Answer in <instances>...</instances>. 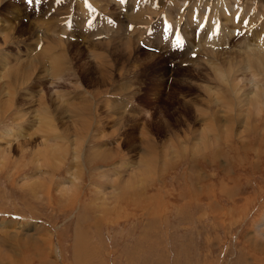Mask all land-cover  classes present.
Wrapping results in <instances>:
<instances>
[{
  "label": "rangeland",
  "instance_id": "obj_1",
  "mask_svg": "<svg viewBox=\"0 0 264 264\" xmlns=\"http://www.w3.org/2000/svg\"><path fill=\"white\" fill-rule=\"evenodd\" d=\"M84 1L125 29L133 23L132 9L148 4L153 18L149 22L153 28L157 24L159 31L152 28L146 33L156 32L150 41L154 46L161 32L168 56L143 48L140 44L146 42L133 32L115 36L134 48L128 49L132 54L125 59L124 47L106 43L112 33L97 37L81 31L75 19L92 27L103 16L89 18L86 24L91 14L84 4L81 9L75 6L76 0H0V75L12 63L6 61L2 67L3 61L19 53L21 58L27 53L24 61L36 64L28 74L17 75V104L9 110V118L0 113V264H264V107L257 112L242 104L235 119L231 107L226 109L227 117L212 104L202 89L207 77L213 78L209 66L202 60L203 67L197 71L191 64H181L182 54L170 53L188 40L187 50L195 54L204 35L199 31L195 35L192 26L186 29L187 21L174 27L175 11L170 7L164 25L157 15L167 0H131L136 4L124 19L121 9L110 5L112 0ZM230 2L221 12L213 10L217 5L207 7L216 14L215 29L233 30L232 37L237 33L233 45L237 48L259 28L256 37L249 38L258 45L264 17L243 38L237 28L246 15L244 4H250L253 23L257 5L264 14V0L238 1L236 29L229 21ZM192 3L194 14H201L205 0ZM75 10L85 18L77 17ZM68 21L71 28L64 33ZM48 23L52 27L46 31ZM161 25L179 36L172 31L171 42H166ZM53 32L67 47L62 51L57 46L52 56L66 57L68 71L63 73L47 68L45 60L50 58L36 39L57 40ZM191 36L196 38L192 41ZM230 50L229 46L218 51ZM235 55L246 63L243 54L231 57ZM242 70L238 75L244 74L241 98L250 92L251 79ZM261 73L255 79L263 80ZM24 75L30 76L25 83ZM0 80L5 83L1 76ZM55 81L59 90L50 85ZM55 90L62 92L60 99ZM29 91L31 102L26 100ZM42 92L46 109L38 102ZM64 95L74 107L66 108ZM17 111L26 115L15 121ZM199 111L210 116L209 126L218 136L210 134L212 129L206 132L209 147L203 151L198 138L207 122ZM41 112L54 117L50 125L41 122ZM221 116L231 121L220 126ZM7 131L18 133L17 141ZM150 144L156 152L149 159L152 172L131 176L133 169H141L140 161L148 151L145 146ZM129 176L132 182H125Z\"/></svg>",
  "mask_w": 264,
  "mask_h": 264
},
{
  "label": "bare ground",
  "instance_id": "obj_2",
  "mask_svg": "<svg viewBox=\"0 0 264 264\" xmlns=\"http://www.w3.org/2000/svg\"><path fill=\"white\" fill-rule=\"evenodd\" d=\"M145 1V0H144ZM153 1V0H152ZM166 1V0H165ZM171 1V4H170V8L169 9H173L176 13V24L175 25H179L181 24L180 23V19H181V16L185 17V21L186 24L188 25L186 27V29L188 28H191L194 27L195 28V35H198V31L200 32L199 34H203V38H202V42H198V44H200V46H198V48L196 49V53L193 54V51L192 52H189L187 50V44H188V40H186V45H184L183 48H178V49H174V50H171L170 53L172 56L174 55H179V54H182L181 55V64H191L193 66H195L199 71L200 68L203 67V65L201 64L202 60H204V63L209 66V70L211 72V74H213V78L212 80L209 79V77H207L206 79V85L205 86H202V89H204V92H205V95L209 96L211 98V102L212 104L216 107V106H219L221 108V112L224 116H227L228 117V114H227V111L226 109H229L231 107L232 110H230V113L231 111L233 112L232 115L235 116V119L238 117V106H241L242 104L246 107H249L253 110H256L257 112L260 111L263 107H264V79H255V77H257V73H261V72H264V37L262 36V34H264L263 32L260 34V38L257 40L259 41L258 45L257 44H251L249 42V38L251 36H254L256 37V33L260 31L259 28L255 29L251 36H248L246 37L245 36V40L243 41V43H239V46L237 48L233 47L234 44H236V36H237V33L234 35V37H232L231 33H234L233 30L231 31H226L224 29H219L221 32H219L217 29H215L217 26L215 25L216 24V14L215 12L211 11L209 12V9L207 7L209 6H212L214 7L215 5H217V7L215 9H213L214 11H222V8L223 6H227V3H224L222 4V2L219 4L217 2H219L218 0H216V3L214 0H205V3H201L202 4V7H201V14L197 15V14H194L195 11H193V9L195 8L194 4L192 3L193 0H169ZM203 1V0H202ZM214 1V3H213ZM238 1L239 0H232V3L227 0V2H230V12H231V17L229 19L230 23L232 24L233 28L236 29L238 24H237V19H236V16H237V13L239 11L235 10L237 8V5H238ZM251 1V0H249ZM140 2V1H139ZM161 2V0H160ZM188 4V9L186 10L185 8H182V6L184 5V3ZM194 2H197L198 3V0H194ZM117 3L120 4L121 3V0H117ZM150 3H152L150 1ZM154 4H157L158 2L154 1L153 2ZM242 3V2H241ZM245 3V2H244ZM66 4V3H65ZM64 4V5H65ZM96 4V3H95ZM136 4V1L134 3V5ZM153 4V5H154ZM199 4V3H198ZM248 4V3H247ZM62 6L61 7H65V6ZM152 5V4H150ZM159 5V4H158ZM253 5V4H252ZM162 6V5H161ZM160 6V7H161ZM56 7V6H55ZM155 7L157 8L158 6L155 5ZM198 7V6H197ZM196 7V8H197ZM133 8V7H132ZM159 8V7H158ZM218 8V9H217ZM253 8V7H252ZM251 8V10H252ZM162 9V8H160ZM217 9V10H216ZM156 10V9H154ZM153 10V11H154ZM159 10V9H158ZM168 10V9H167ZM197 10V9H196ZM199 10V9H198ZM170 11V10H169ZM248 11H250V9L246 10V14L248 13ZM253 11V10H252ZM141 12H145V16L143 19H141ZM152 10L150 9L149 5L148 4H143L142 7H135L132 9V14L133 16L130 18V21L132 20L133 23H130L129 24V27L128 28H123L122 26L120 25H117L116 28H114V26L112 25L111 27H107L105 25H101V26H97L95 28V26L93 25L92 27H89V26H84V25H81V23L79 22L78 19H75V22L79 23L80 24V27L82 28L81 31H84V30H87L89 32L92 33V35L94 36H97V37H107V35H109L110 33L111 34V42H106L107 44H110V43H117L119 45H121L122 47H124L123 49L125 51H123V54L126 55L127 54V57H125V59H128L130 57V55L132 54L130 50H128L129 48H131V42L126 40L125 41H116L115 39V36H122V35H125L128 34V35H131V33L133 34V32H137L138 34H140L138 37L139 38H143L144 41L147 40L148 38V34L146 32H148L150 29H152V24H150L149 21L153 20L152 17H149V13H151ZM168 12V11H167ZM59 13V12H58ZM250 13V12H249ZM255 13V12H254ZM258 13L260 14V12H257L256 15H258ZM157 15V14H156ZM209 15V16H208ZM221 15V14H220ZM255 15V16H256ZM150 16H153V14H151ZM171 16V15H170ZM198 17V18H194V17ZM53 18V17H52ZM155 18V17H154ZM252 18V17H251ZM193 19H194V24L191 25L193 23ZM86 21L89 20V17H86L85 19ZM104 16L102 17V19H99V21H96V23H99V22H104ZM163 22H164V25L165 23L168 24V22L166 21V17L165 18H162L161 19ZM204 20V22H203ZM40 21V20H39ZM128 21V19H127ZM148 21V22H147ZM184 21V22H185ZM43 22V21H41ZM51 22V21H50ZM54 22V21H52ZM57 22V20H56ZM113 22V21H112ZM203 22V27L201 28L200 25L202 24ZM228 23V22H227ZM52 24V23H51ZM173 24V23H172ZM38 25V24H37ZM223 25V24H222ZM45 26V25H44ZM47 26H50V23H48V25H46V31L48 29ZM52 27V25L50 26ZM49 27V28H50ZM64 27V30L65 32L64 33H67V29L65 28V25L63 26ZM102 27V28H101ZM127 27V26H126ZM155 28H153V31H159L157 30V24H155L154 26ZM162 27V30L164 32L163 34V38L166 39V36L169 35L170 33L165 31L164 30V26L161 25ZM6 28V27H5ZM32 28V27H31ZM35 28V27H34ZM132 28V29H131ZM223 28V27H222ZM51 29V28H50ZM12 30V29H11ZM45 30V29H43ZM53 30V29H52ZM174 30V29H172ZM14 31V30H13ZM37 31V30H36ZM49 31V30H48ZM51 31V30H50ZM57 31V30H56ZM35 32V31H34ZM39 34L40 33V30L38 31ZM140 32V33H139ZM176 32V31H174ZM32 33V32H31ZM46 33V32H45ZM52 33V32H50ZM55 33L57 36V40H52L54 38H50V39H47V38H43L44 34H41L43 37L42 38H36L37 41L39 42H42L43 46H42V52H44V54H47L50 58V60H45V61H48V67L49 69H53L55 70L56 72L60 73L59 71H61L63 73V71L67 70L68 71V68L65 66L66 64L65 63V58L66 57H59L58 56H54L52 58V56L54 55V52L58 47H60L62 49V51L67 48L65 46V43L64 41L58 37V34L59 33H56V32H53ZM63 33V35H65ZM173 33V32H172ZM227 33V37H226V34ZM9 34V33H7ZM161 32L158 33V38L156 39V44H154V46L158 47L160 45V43H162L160 46V49L162 48H167V45L165 43V41L162 39V35L160 37ZM176 34L179 36V32H176ZM6 35V34H4ZM10 36V34H9ZM51 36V35H50ZM132 36V35H131ZM130 36V37H131ZM259 36V35H258ZM47 37V36H46ZM80 37V36H79ZM129 37V36H128ZM188 37V36H187ZM196 37H190L189 39L190 40H194ZM35 39V40H36ZM39 39V40H38ZM93 39V38H92ZM121 39V38H120ZM105 40V39H104ZM103 40V41H104ZM107 40V39H106ZM109 40V39H108ZM5 41V40H4ZM34 41V39H33ZM169 42H171V38L168 40ZM96 42V41H95ZM100 42V41H99ZM228 42V43H227ZM36 44H38L36 41H35ZM134 43V42H132ZM136 43H137V40H136ZM148 43V42H147ZM102 44V43H101ZM194 44V43H193ZM209 44L210 46H212L213 48L211 47H206V45ZM229 45L231 47V50L229 52H220L218 51V47H223L225 45ZM232 44V46H231ZM95 45V44H94ZM113 46V45H112ZM36 47V46H35ZM115 47V46H114ZM174 47H176L174 45ZM193 47V46H192ZM133 48V47H132ZM131 48V49H132ZM177 48V47H176ZM134 49V48H133ZM138 49V48H137ZM238 49V50H236ZM44 50V51H43ZM139 50V49H138ZM184 50V51H183ZM27 51V49H26ZM25 51V52H26ZM135 52V51H134ZM19 53V52H18ZM62 53V52H61ZM243 54L244 58H246V63H244V60L243 58H241L242 56L238 57L235 55L231 57L232 54ZM42 54V53H41ZM194 56H193V55ZM6 55V54H5ZM223 55H226V57H224ZM7 56V55H6ZM5 56V57H6ZM11 56V55H10ZM28 54L27 53H24V57L21 58L20 56V53L17 54L16 56H11L13 58H8L6 59L5 61H3L4 63L2 64V67L4 66L5 62L6 61H12V63H8L7 66L3 67L2 68V71L5 70L4 72H2V74L0 75L1 78L4 80L5 83H1L0 84V110L2 113V116H4V118H9V115H10V112L9 111L10 109L14 108V106H16L15 104L16 101V93L14 92L15 91V87H17V81H15V79H18V76L22 71L23 74L27 73L26 71L28 70H32L35 66H34V62L35 61H24L26 59H28ZM67 56V55H66ZM171 56V57H172ZM4 57V56H3ZM68 57V56H67ZM2 58V57H1ZM97 58V57H96ZM95 58V59H96ZM71 59V57H70ZM39 60H36V62H38ZM44 62V61H43ZM71 64V63H70ZM17 66L20 68L17 69ZM46 66V65H45ZM68 66V65H67ZM239 66H242V69H237ZM1 67V66H0ZM71 67V66H70ZM46 68V69H47ZM206 68V67H205ZM36 69H34L35 71ZM43 70V69H42ZM52 70V71H53ZM241 70L244 72L245 71V74L247 72V74H251V77L248 76L251 78L248 80V85H249V89H250V92L247 91V95H244L243 98H241V92H242V87H241V82L243 80V75L242 77L240 78L239 76L241 75L240 72ZM19 71V72H18ZM47 72L49 70H46ZM51 71V73H52ZM53 71V72H55ZM18 72V73H17ZM203 72V71H202ZM1 73V72H0ZM35 74V72H33ZM38 73V72H37ZM55 75L54 78H57L58 79V75H61V74H58ZM28 74V73H27ZM53 74V73H52ZM70 74V73H69ZM104 74V73H103ZM102 74V75H103ZM192 76L190 77H193L194 75V72L191 73ZM246 74V75H247ZM262 74V73H261ZM31 75V73H30ZM33 75V74H32ZM38 75V74H37ZM92 75V74H91ZM239 75V76H238ZM25 78L22 76V78L24 79V83L26 82V79H28L30 76L28 75H24ZM36 76V75H35ZM74 76V75H73ZM246 76V77H248ZM262 76H264L262 74ZM261 76V77H262ZM47 77V76H46ZM200 77V76H199ZM197 76V79L199 78ZM248 77V78H249ZM21 78V80H22ZM52 78V77H51ZM60 78V77H59ZM62 78V77H61ZM33 80V79H32ZM52 80V79H51ZM1 81V80H0ZM28 81V80H27ZM33 82V81H32ZM52 82V81H51ZM61 82V81H60ZM84 82H87L86 80ZM29 83V81H28ZM35 83V82H34ZM241 83V84H240ZM245 83V82H243ZM27 84V83H26ZM25 84V85H26ZM56 84V81L51 83L50 85H54L55 86ZM247 84V82H246ZM245 84V85H246ZM30 85V84H29ZM37 85V84H36ZM27 86V85H26ZM21 87V86H20ZM18 87V88H20ZM39 87V86H38ZM57 87V86H55ZM25 88V87H24ZM31 88V87H30ZM22 89V88H21ZM19 89V91L21 90ZM28 89V87L26 88ZM58 89V87H57ZM59 90V89H58ZM58 90H55V94L57 95V97L59 98V96L62 97V92L58 91ZM41 91V90H40ZM245 93V91H244ZM25 94V92H24ZM65 94V93H64ZM243 94V92H242ZM27 97H26V100L27 98L29 99V101H33L31 100V98H33L32 95V91H29L28 93H26ZM225 95H226V98H225ZM35 98H36V95H34ZM224 96V97H223ZM39 104L42 105L40 106V108H44L46 109V106H47V100H46V97L44 95V93L42 92L39 96ZM56 97V98H57ZM66 95H64V99L66 100ZM20 98V97H19ZM21 98H22V95H21ZM24 98V97H23ZM22 98V99H23ZM60 99V98H59ZM63 99V100H64ZM28 101V100H27ZM74 101V100H73ZM26 102V101H24ZM27 103V102H26ZM31 104V103H30ZM18 107V106H17ZM74 107L68 100H66V108L67 109H70ZM217 108V107H216ZM13 110V109H12ZM16 110V109H15ZM21 110V109H20ZM252 110V111H253ZM251 111V112H252ZM262 111V110H261ZM199 115L201 116L202 114L204 115V120L207 122V126L204 127V129H202V131L200 132L199 134V138H198V144H199V150L203 151V150H206L207 149V141L205 140V135H206V132H210V130L212 129L214 131V133H210V134H215L216 137L217 136V133L215 132V128L214 127H210V125H212V122L209 117L210 116H207L204 112L202 111H199L198 112ZM217 113V112H216ZM216 113H214L213 115H215ZM229 113V111H228ZM256 114V112H254ZM14 114V120L18 121L19 119H21L23 116L26 115L25 112L23 111H20V112H13ZM40 117H41V122L44 123V124H47V125H50V123H52L51 121L54 119V117L50 116L48 113L46 112H41L38 114ZM212 115V116H213ZM231 115V114H230ZM229 115V116H230ZM217 116V115H215ZM253 116V115H252ZM232 117V116H231ZM216 119V118H215ZM230 119V118H229ZM232 119V118H231ZM13 120V121H14ZM22 121V120H21ZM222 121L227 123L231 120H228L226 119V117H222L219 118V125L221 126L222 124ZM24 122V121H22ZM26 122V121H25ZM216 127V126H215ZM207 133V134H208ZM209 134V136H210ZM6 135H11L13 138H14V141H17L18 139V133H15L14 131H7L6 132ZM204 136V137H203ZM20 138V137H19ZM215 138V137H214ZM213 139V138H212ZM211 139V140H212ZM208 140V139H207ZM210 142V141H209ZM212 143V142H211ZM210 145V143H208ZM147 147L146 150H148L147 152H145L143 156H145V160L143 159V161H140V164L139 166H141L140 170L138 168L137 172H134L135 169H133V173L131 171V176L132 175H137L139 174L140 177H142L145 173H151L152 170H153V162L152 161H149V159L151 157H153V155H155L154 153V147H151V144L148 145V146H145ZM173 147V146H172ZM209 147V146H208ZM145 150V149H144ZM193 151V150H192ZM194 152V151H193ZM158 153V152H157ZM158 156V155H157ZM135 165V164H134ZM130 175V173H129ZM130 178V176H129ZM138 178V177H137ZM144 178V177H143ZM132 178H130L128 180V178L125 180V182H132L131 180ZM143 180V179H142ZM136 181V179H135ZM134 181V182H135ZM136 183H139V182H136ZM141 183V182H140Z\"/></svg>",
  "mask_w": 264,
  "mask_h": 264
},
{
  "label": "snow or ice",
  "instance_id": "obj_3",
  "mask_svg": "<svg viewBox=\"0 0 264 264\" xmlns=\"http://www.w3.org/2000/svg\"><path fill=\"white\" fill-rule=\"evenodd\" d=\"M28 2H29V3H31V2H32V0H28Z\"/></svg>",
  "mask_w": 264,
  "mask_h": 264
}]
</instances>
